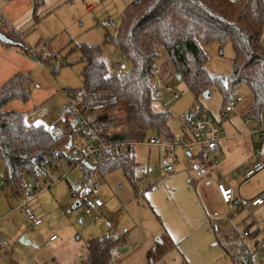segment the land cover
Wrapping results in <instances>:
<instances>
[{"label": "trees", "instance_id": "16d2710c", "mask_svg": "<svg viewBox=\"0 0 264 264\" xmlns=\"http://www.w3.org/2000/svg\"><path fill=\"white\" fill-rule=\"evenodd\" d=\"M44 0L33 1V18L38 19ZM0 32L12 40L25 55H36L50 63L55 56L44 57L29 49L21 34L9 27L0 15ZM264 0H134L123 12L115 36L107 33L105 41L126 56L131 69L125 76L110 72L102 59L101 46L77 44L71 50L81 54L82 85L69 89L83 100L102 103L104 109L94 114L92 126L104 130L107 143H144L151 138L171 142L174 134L169 126L172 114L156 110L159 84L167 75L184 81L195 102L201 108V97L217 87L223 97V110L237 97L243 85L250 90L253 104L249 114L262 127L264 115ZM230 43L235 52L232 72L225 87L221 77L210 74L208 57L203 46ZM160 75L156 77L153 64ZM63 64L60 65L61 68ZM57 71V70H56ZM33 80L29 74H18L0 88V162L9 188L22 197L23 183L31 179L35 184L48 174L52 164L65 159V146L78 132L67 114L61 134L48 133L43 125L26 120L23 113L8 110L14 101L24 104L31 99ZM123 110L121 131H114V112ZM202 159H205L201 155ZM134 156L104 155L93 164L83 166V188L90 177H102L122 170L126 179L137 188L139 177ZM217 243L224 248L233 264H255L254 253L237 228L226 231L213 226ZM249 230V229H247ZM246 230V231H247ZM248 232V231H247ZM125 237L92 239L87 244V264H110L113 252L125 243ZM162 244L149 256L159 258Z\"/></svg>", "mask_w": 264, "mask_h": 264}, {"label": "rangeland", "instance_id": "374dc122", "mask_svg": "<svg viewBox=\"0 0 264 264\" xmlns=\"http://www.w3.org/2000/svg\"><path fill=\"white\" fill-rule=\"evenodd\" d=\"M9 1L0 0V15L4 21L11 28H14L16 32L22 34L25 37V42L33 49L38 50L43 56L46 55L48 57L60 54L63 66L61 68L57 67L59 72L56 75H53L52 70V67H55V59L39 67L38 71L33 73L34 83L31 86L30 101H33V92L37 89H41L40 92L46 89L55 90V96L48 100L47 103L37 107L36 112L41 114L48 113L49 116L44 119L46 122L52 120L57 126L56 134H61L64 129V122L61 116L65 115L67 108L70 109L63 87L65 84L77 83L81 79V54L78 51L71 50V47L77 44L101 46L102 59L110 72H118L120 76L128 74L131 69L130 63L127 59H122L120 51L105 41V36L107 32L112 36L116 35L126 6L134 0H44L45 4L39 11L38 19L33 18L34 0H29V7H26V0H18L17 5L8 9L7 4ZM90 5L93 6L92 10H87ZM106 20L114 21L116 27L107 29L104 26ZM262 42L264 44V33ZM203 49L208 57L206 67L210 74L227 80L232 72V61L235 57L232 45L227 43L221 47L218 44H213L203 46ZM118 60H121V69H117L115 66V62ZM157 79L159 84L158 99L154 103V107L156 110H168L172 114L169 126L177 140L186 127V115L189 112L197 113L202 111L203 113L214 114L216 117L219 116L218 111L222 107L223 97L217 87L209 91V96L204 95L201 97L202 105L199 108V104L195 102L192 93L182 79H179L176 75L169 74L163 80ZM167 86L179 93L180 98L178 100H173L172 96L167 94ZM235 96L240 97L244 103L251 97L250 90L243 85L236 91ZM29 106L30 103L16 102L12 105V108L13 110H18L19 108V110H27ZM113 115V118L116 119V124H118V126H114L113 130L121 131L122 127L119 124L124 118L123 110H116ZM30 116H35L34 112L26 114V120ZM144 144L136 145L135 154L138 153L139 155L140 153L142 154L141 156L146 158L147 151ZM139 162L140 160L137 159L136 163L140 164ZM262 162H264V156L262 157ZM61 165L63 166L61 172H68L67 181L64 179V181H60V173H57L54 169H49L48 174L40 178L36 183V186L45 188L44 193H46L41 200L46 212V218L43 217L42 221L44 224L39 229L50 228L49 234H56L58 238L56 243L59 244L62 241L65 243L56 252H51L54 244L50 247H47L45 243L42 244V264H65L66 261L69 262L71 252L72 255L74 252L78 255L79 260L77 259L76 264H87L82 262L87 256V241L104 236L101 235V231L105 230L107 232L108 221L112 224V228L122 225L123 222L129 224L127 229H130L131 234L136 235L139 241L143 239L144 232L149 229V222L147 221V217L150 215L149 209L146 204L142 203V196H135V201H127L131 198L132 193L135 194V192L130 184L128 187V181L121 170H116L109 176L102 177L97 174L90 177L91 183L97 182L99 184L100 189H98L97 197L104 201L103 203L106 204V209H108L104 216L109 217V219L105 222L103 216H98V219H96V214L86 215L73 208L77 199L72 196L71 190L82 186L84 174L78 167L67 168L68 165L65 161H61ZM136 171H138V167ZM136 175H138L137 172ZM54 181L55 184H52ZM29 182L34 183L31 179H29ZM138 186L140 187L141 183H137ZM263 188L264 170L248 180L240 177L234 185V190L244 199ZM87 192L86 188H82L79 191L80 196ZM130 202L132 204L131 210L135 208L134 213L127 207ZM138 204L140 205L138 206ZM234 212H237L234 214L235 216L232 213L228 215L232 226L237 228L241 234L249 229L247 231L250 235L245 238V241L254 253L255 264H261L260 259L264 254L262 248L264 240L261 236L263 234L262 231L258 232L256 236L253 234L255 229L252 225L255 218L254 214L250 212V209L242 208L234 210ZM257 216V218H260L259 215ZM131 217L138 218H134V224L131 223ZM49 234L41 233L44 242L46 238H49ZM160 241L159 243H161ZM126 243L127 241L118 247L120 249L123 247L124 249L122 250L127 252L119 258L120 261L117 264H169L170 260L169 256H166V251L151 263L153 258L150 259L148 257V251L144 252L141 250V242L140 247L135 242L131 246ZM255 243H258V246ZM54 253L61 261L54 259Z\"/></svg>", "mask_w": 264, "mask_h": 264}, {"label": "crops", "instance_id": "0c3cea01", "mask_svg": "<svg viewBox=\"0 0 264 264\" xmlns=\"http://www.w3.org/2000/svg\"><path fill=\"white\" fill-rule=\"evenodd\" d=\"M19 1L10 0L7 4V8H13ZM26 2V7H29L30 1L26 0ZM131 3H129L126 8ZM92 7L91 5L88 6L87 10H92ZM21 36L25 42V37L22 34ZM25 44L27 47H31L26 42ZM29 49L33 48L31 47ZM33 50L39 52L35 48ZM31 56H35L36 58L32 59ZM44 57H46V55ZM41 62H44L43 58L40 59L36 55H25L17 46L5 45L0 42V88L18 74H29L33 80V73L35 71L37 72L39 67L46 64L45 62V64ZM82 68L80 69V75ZM58 72V70L53 71V75H56ZM81 85L82 78L78 80L77 83L65 84L63 91L79 88ZM40 90L41 89H37L33 92L34 99L32 102H28L30 106L27 110H19L20 108L18 110H13L12 105L20 101H14L15 103L12 102L8 105L7 109L25 115L34 112L35 116L30 117L35 119L33 123L35 125L47 127L54 124L52 120L46 122L44 119L46 116H49L48 113L41 114L40 112H36V109L53 98L55 96V90L46 89L41 92ZM67 100V103L71 107V101L68 97ZM252 104L253 99L251 96L246 102L243 103L242 101L238 104L235 110L226 118L222 116L223 103L221 109L218 111V117L214 114H210L214 116L219 128L224 132L220 141L221 154L215 159V163L202 159L200 156V149L195 146L191 148L179 146L175 148L150 147L144 144L150 139L146 140L144 143H140L144 144L147 151L146 158L141 156L142 154L140 153L134 156L135 161L137 159L140 160V164L136 163L138 165V171L136 172L139 177L138 183H141V186H138L136 189L126 179L128 181V187L130 184L135 192V194L132 193L131 198L127 201H135V196H142V203L146 204L150 213L147 217L149 229L144 232L143 239L139 241L136 235H132L130 229H127L129 224L123 222L122 225L112 228V224L108 221L107 232L102 230L101 235L104 236L100 238L125 237L130 246L134 245V242L139 246L141 242V250L144 252L148 251L149 253L158 249L162 244L164 251H166V256H169V264H233L224 248L217 243V233L213 226L217 224L226 231L232 229L234 226H232L228 215L231 213L234 215L237 213L234 212V210L236 211L242 208L250 209V212L254 214L255 218L253 219L252 225L255 229L253 230V234L256 236L258 232L262 231L263 234H261V236L264 240V204L259 207H251L248 204L249 201L263 193L264 188L247 199L242 198L239 193L234 190L235 182L240 177L244 179L246 171L257 161H262V157L264 156V139H261V136H264V134L259 133V131L264 128V115L262 119L263 126L259 127L258 122L249 114ZM68 109L69 108L65 111V115L61 116L63 122H65V117L69 111ZM185 128L180 138L183 136L191 137L190 131H187V129L185 130ZM56 132L57 126L55 134ZM177 142L178 140L174 137L171 142L164 143L176 144ZM173 157H176L181 163L175 165L174 174L168 175L165 172V165L170 163ZM193 163H199L201 165L200 172L193 171ZM62 167L61 165L56 171L60 173V181H67L68 172L62 173ZM67 168H69V166ZM141 168H146L149 171L147 181L143 182L141 180ZM1 174H4V170L0 162V175ZM52 184H55V181L52 182ZM219 184H223L226 188L232 189L236 195L240 196L243 203L241 204L235 201L233 205L225 204L217 188ZM90 188L91 181L89 182V186L86 187L88 192ZM98 189H100L99 184L97 190ZM44 190L45 188L41 187L36 192L35 199L28 205L35 216L41 220H43V217L46 218V212L41 203V200L46 195ZM136 193L138 194L136 195ZM21 199L22 197L13 192L6 182L3 183L0 176V237L7 242V246L0 248V264H42V244L45 243L47 247L54 244L51 252H56L65 244L63 241L59 244L56 243L58 238L50 242V238L56 236V234H49L50 228L39 229L44 224L43 221L38 227L32 225L24 210L21 208ZM131 205V202L127 204L130 210L132 207ZM139 205L140 204H138V206ZM138 206L136 205L137 208ZM107 211L108 209H106V204L104 203V206L95 213L97 215L96 219H98V216H103L106 222L109 217H105L104 213H107ZM131 212L134 213L135 208L131 210ZM257 215H259L260 218H257ZM131 218V223L133 224L134 218L138 219L137 217ZM44 232L49 234V238H46L45 242L44 238L41 236V233ZM245 232L247 231L242 233V237ZM243 238L245 239L246 237ZM89 241L90 240L87 241V244ZM159 241L161 243H159ZM255 244L258 246V243ZM262 248L264 250V245ZM122 249L124 248L122 247ZM122 249L117 248L113 252L110 264H117L120 261L119 258L127 252H124L125 250ZM86 255H88V250L86 251ZM53 257L61 261L55 253ZM148 257L151 259L150 256ZM77 259L79 260L76 252H74L73 255L71 252L69 262L66 261L65 264H76L78 261ZM154 261L155 259H152L151 263ZM260 263L264 264V254L260 259Z\"/></svg>", "mask_w": 264, "mask_h": 264}, {"label": "built area", "instance_id": "2783aa9c", "mask_svg": "<svg viewBox=\"0 0 264 264\" xmlns=\"http://www.w3.org/2000/svg\"><path fill=\"white\" fill-rule=\"evenodd\" d=\"M107 28H115L116 24L114 21L108 20L105 23ZM122 59H126V56L121 53ZM32 59H35V56H31ZM55 67H52L53 71L57 70L62 64L60 54L55 56ZM42 63V62H41ZM42 64H45L44 62ZM117 69L122 68L121 60L115 62ZM153 74L158 77L160 75V69L157 63H154ZM224 86H228V81L226 79H221ZM65 95L71 101V107L68 111V114H71L72 124L78 132L74 135L73 139L70 141L71 146H65V161L69 168H80L83 169V166L86 164H93L97 162L104 155H121L126 154L128 156H135V147L140 143L134 142H119V143H107L104 139V130L101 127L92 126V121L94 119V114L96 112L102 111L105 107L102 103L92 104L90 101L83 100V93L79 91L76 96L66 90L64 91ZM167 94L171 95L173 100H178L180 98L179 93H177L173 88L166 87ZM242 102L240 97L230 101L228 105L224 108L222 112L223 117H228V115L235 110V108ZM67 118V115L65 119ZM29 122L34 123L35 119L30 117ZM186 129L190 131L191 137L183 136L178 139L176 144H167L157 138H151L145 144L150 147H198L200 149L201 155L211 163H215V159L221 154L220 141L224 132L219 128L216 119L214 116L197 112H189L186 115ZM48 133L55 134L56 126L51 124L46 127ZM259 133L264 134V128H262ZM261 139H264V136H261ZM258 156V155H257ZM62 161V160H61ZM61 161H58L52 164L49 161H45L47 166H50L51 169L58 170L61 167ZM181 163L176 157H173L170 163L165 165V172L168 175L175 173V165ZM192 169L195 172L201 171V165L199 163H193ZM264 169V162L257 161L253 164L244 174V179L248 180L257 173L261 172ZM141 180H148V169L141 168ZM3 183L6 182V177L4 174L0 175ZM64 178V177H63ZM82 186H78L71 190V194L74 198L77 199L78 206L75 207V210L82 212L86 215H93L97 213L103 206V201L97 197L98 193V184L92 182L90 191L87 193H79L82 190ZM218 191L221 196L222 201L225 204L233 205L235 201L238 203H243L240 196L232 189L226 188L223 184L218 185ZM40 187L36 186L35 183H30L29 181H24L23 183V195L21 199V208L24 210L27 218L32 223L34 227H38L42 224V220L38 219L33 211L28 208V205L35 199L36 192ZM246 204V203H245ZM248 204L251 207H259L264 204V192L259 196L249 201ZM249 232H245L243 237L249 236ZM56 236L50 238V242L56 240ZM49 243V242H48ZM7 246V242L0 237V248Z\"/></svg>", "mask_w": 264, "mask_h": 264}, {"label": "water", "instance_id": "95a60500", "mask_svg": "<svg viewBox=\"0 0 264 264\" xmlns=\"http://www.w3.org/2000/svg\"><path fill=\"white\" fill-rule=\"evenodd\" d=\"M0 42L2 44H5V45H15V43L10 40L9 38H7V36H5L3 33L0 32ZM179 78V77H178ZM210 93L209 91L205 94V96H209ZM69 146H71V142H69L68 144ZM78 206V203L75 204L74 208Z\"/></svg>", "mask_w": 264, "mask_h": 264}]
</instances>
